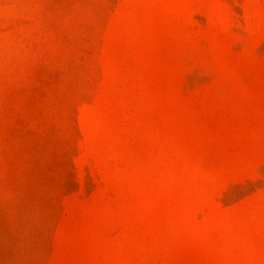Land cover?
<instances>
[{
  "label": "rangeland",
  "instance_id": "obj_1",
  "mask_svg": "<svg viewBox=\"0 0 264 264\" xmlns=\"http://www.w3.org/2000/svg\"><path fill=\"white\" fill-rule=\"evenodd\" d=\"M0 264H264V0H0Z\"/></svg>",
  "mask_w": 264,
  "mask_h": 264
}]
</instances>
